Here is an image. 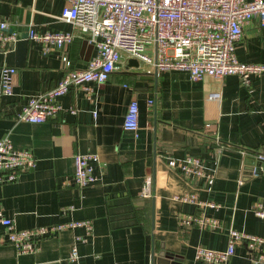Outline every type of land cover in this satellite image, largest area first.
Listing matches in <instances>:
<instances>
[{"label": "crops", "instance_id": "0c3cea01", "mask_svg": "<svg viewBox=\"0 0 264 264\" xmlns=\"http://www.w3.org/2000/svg\"><path fill=\"white\" fill-rule=\"evenodd\" d=\"M65 3L0 0V20L20 32L11 50L0 52V67L16 69L12 94L0 96V139L35 158L15 181L0 184V210L16 228L90 219L92 229L66 227L37 236L34 250L18 253L0 222V264H153L161 250L177 256L179 264H213L195 259L197 244L225 248L230 226L264 236V218L251 210L264 198V160H255L264 154V73L250 82L236 74L193 80L185 70H156L124 57L105 81L84 82L60 95L54 116L42 122L17 118L28 96L54 87L63 74L60 50L44 54L28 36L30 27L72 32L64 51L76 68L96 54L88 33L59 17ZM235 55L264 63V26L257 17L243 26ZM132 98L139 105L136 137L122 126ZM76 153L96 154L97 181L74 183ZM187 155L202 159L213 173L211 183L186 178L168 164L170 157ZM255 161L260 172L238 184L240 165ZM147 177L150 194L144 195ZM191 193L200 202L182 199ZM202 215L214 221L184 222ZM74 243L78 257L71 260ZM227 264L256 263L242 242Z\"/></svg>", "mask_w": 264, "mask_h": 264}, {"label": "built area", "instance_id": "2783aa9c", "mask_svg": "<svg viewBox=\"0 0 264 264\" xmlns=\"http://www.w3.org/2000/svg\"><path fill=\"white\" fill-rule=\"evenodd\" d=\"M59 15L71 20L96 46V54L83 68H76L65 44L72 39L68 31H39L28 29V36L41 44L44 54L53 48L60 50L63 74L57 84L49 90L28 96L17 118L29 122H42L54 116L61 108L59 96L71 87L93 81L101 83L119 66L124 57L135 58L156 70L181 69L193 80L209 74L217 78L228 74L242 76L250 82L252 76L264 73V63L245 62L235 55V40L242 34L243 26L253 17L264 26V0H65ZM20 38L18 30L9 28L6 20H0V52L9 51ZM15 67L3 63L0 67V96L13 92ZM88 88V87H86ZM89 89V88H88ZM148 102H152L149 99ZM76 111L75 107L71 108ZM95 114V111H94ZM122 126L136 137L139 129V105L132 98L127 105ZM244 154V153H243ZM93 153L74 155L73 181L77 186L94 183L98 175L94 172ZM255 160H264V154L257 153ZM242 163L237 177L238 184L246 177L257 175L260 165ZM35 158L28 149L17 148L8 138L0 139V184L15 181L22 172L33 167ZM168 164L179 170L186 178L203 177L212 182L213 173L197 156L170 157ZM151 178L147 177L142 194H150ZM183 200L200 202L194 193L184 194ZM207 204L216 205L211 201ZM252 212L264 218V198H258L251 206ZM205 216L184 218L186 224L213 222ZM0 222L6 226V235L18 253L35 249L37 236L51 234L66 227L92 229L90 219H73L48 226L16 228L9 217L0 210ZM227 245L216 249L197 244L196 260L213 264H227L235 247L244 243L250 258L256 264H264V236L229 227ZM81 239L80 236L75 238ZM78 257L74 243L69 258Z\"/></svg>", "mask_w": 264, "mask_h": 264}, {"label": "water", "instance_id": "95a60500", "mask_svg": "<svg viewBox=\"0 0 264 264\" xmlns=\"http://www.w3.org/2000/svg\"><path fill=\"white\" fill-rule=\"evenodd\" d=\"M137 62L136 60H134ZM261 164V162H259ZM179 258L173 253L161 250L154 258L153 264H179Z\"/></svg>", "mask_w": 264, "mask_h": 264}]
</instances>
